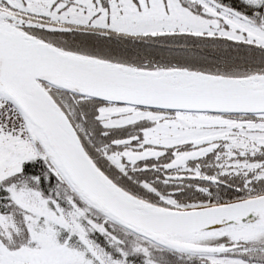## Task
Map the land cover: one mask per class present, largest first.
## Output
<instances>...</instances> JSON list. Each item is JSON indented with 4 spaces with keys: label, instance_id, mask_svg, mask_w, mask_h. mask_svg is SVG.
Returning <instances> with one entry per match:
<instances>
[{
    "label": "snow or ice",
    "instance_id": "obj_1",
    "mask_svg": "<svg viewBox=\"0 0 264 264\" xmlns=\"http://www.w3.org/2000/svg\"><path fill=\"white\" fill-rule=\"evenodd\" d=\"M0 264H264V0H0Z\"/></svg>",
    "mask_w": 264,
    "mask_h": 264
}]
</instances>
